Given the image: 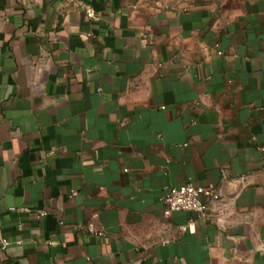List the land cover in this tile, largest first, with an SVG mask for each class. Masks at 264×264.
Masks as SVG:
<instances>
[{
    "label": "crops",
    "instance_id": "1",
    "mask_svg": "<svg viewBox=\"0 0 264 264\" xmlns=\"http://www.w3.org/2000/svg\"><path fill=\"white\" fill-rule=\"evenodd\" d=\"M0 264H264V0H0Z\"/></svg>",
    "mask_w": 264,
    "mask_h": 264
},
{
    "label": "built area",
    "instance_id": "2",
    "mask_svg": "<svg viewBox=\"0 0 264 264\" xmlns=\"http://www.w3.org/2000/svg\"><path fill=\"white\" fill-rule=\"evenodd\" d=\"M220 197L219 191L213 185L197 186L188 183L177 188L166 189L158 197V201L165 217H169L175 212H191L196 214L198 219L204 220L207 218L209 204L218 201ZM22 211L35 216L37 219L46 216L44 211H36L35 213L30 209H23ZM1 243L3 246L6 245L3 241Z\"/></svg>",
    "mask_w": 264,
    "mask_h": 264
}]
</instances>
